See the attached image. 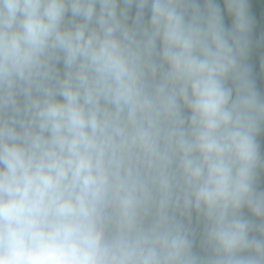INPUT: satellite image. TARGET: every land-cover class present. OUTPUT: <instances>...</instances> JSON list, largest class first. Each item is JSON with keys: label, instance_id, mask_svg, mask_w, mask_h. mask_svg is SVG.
Listing matches in <instances>:
<instances>
[{"label": "clouds", "instance_id": "clouds-1", "mask_svg": "<svg viewBox=\"0 0 264 264\" xmlns=\"http://www.w3.org/2000/svg\"><path fill=\"white\" fill-rule=\"evenodd\" d=\"M223 3L0 0V264H264V23Z\"/></svg>", "mask_w": 264, "mask_h": 264}, {"label": "crops", "instance_id": "crops-1", "mask_svg": "<svg viewBox=\"0 0 264 264\" xmlns=\"http://www.w3.org/2000/svg\"><path fill=\"white\" fill-rule=\"evenodd\" d=\"M216 3L223 9V0H216ZM250 12L261 23H264V0H250ZM225 22L227 26L231 24V18L225 15Z\"/></svg>", "mask_w": 264, "mask_h": 264}]
</instances>
